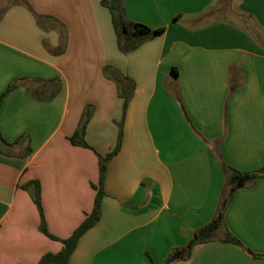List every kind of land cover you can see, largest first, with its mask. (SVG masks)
Returning a JSON list of instances; mask_svg holds the SVG:
<instances>
[{
    "label": "crops",
    "instance_id": "0c3cea01",
    "mask_svg": "<svg viewBox=\"0 0 264 264\" xmlns=\"http://www.w3.org/2000/svg\"><path fill=\"white\" fill-rule=\"evenodd\" d=\"M216 1L122 0L129 20L164 28L122 53L101 0H0V94L17 83L0 105V134L22 136L0 151V264L60 251L25 186L38 182L48 232L70 236L92 210L98 155L114 149L119 123L100 219L68 264H162L212 219L221 161L264 167V0H232L231 11ZM105 66L134 82L124 113ZM87 106L91 148L69 140ZM223 217L216 240L168 264H264V177L236 189ZM225 230L241 245L223 242Z\"/></svg>",
    "mask_w": 264,
    "mask_h": 264
},
{
    "label": "trees",
    "instance_id": "16d2710c",
    "mask_svg": "<svg viewBox=\"0 0 264 264\" xmlns=\"http://www.w3.org/2000/svg\"><path fill=\"white\" fill-rule=\"evenodd\" d=\"M101 4L107 7L111 14L112 25L116 34L118 49L122 53H128L136 49L142 42L151 39L156 34L163 31V27L151 29L148 26L133 22L129 20L126 15L122 5V0H101ZM30 8V7H29ZM31 9V8H30ZM36 21L41 23L43 16L33 12ZM213 13L211 10L202 14L199 17L198 21L203 20L206 16ZM104 75L109 77L116 83L118 96L123 99V113L127 107V104L132 96L134 89V82L129 77L121 74L117 69L111 66H105L103 68ZM176 76V73L174 72ZM16 81L10 82L6 89L0 94V105L3 99L8 95V93L16 87ZM236 86L231 85L229 87L230 93L235 91ZM32 96L33 94L29 89L27 90ZM56 92V91H55ZM50 93L46 99H51L54 96V93ZM92 110L90 106L84 108L82 115L80 117L78 126L74 133L69 137L70 142L73 145L91 148L84 140V132L86 125L90 119ZM119 133L117 137V143L114 149L107 153L104 156L98 155V182L93 187L96 190L93 207L90 213L86 214L83 221L73 230L70 236L67 238H57L50 234L47 230L42 208L40 204V193L39 185L37 181L32 182L31 184L25 186V188L30 192L31 198L36 205L39 213V230L47 237L58 240L62 243V248L57 253L47 252L43 254L37 264H68L69 258L73 250L75 249L79 238L92 226H94L100 219V204L104 196L103 183L105 178L106 164L109 159L114 156L121 143V123H119ZM22 136L18 137L13 143L6 142L0 134V151L5 153L4 147H10L13 144H16ZM219 146H216L218 149ZM221 168L224 176L226 177V186L222 189L220 198L218 200L214 215L212 219L205 225L201 226L193 232L187 243L183 247L173 248L169 254L166 256L162 264H168L173 260L177 259H186L190 255V251L195 244L213 241L217 239L218 232L224 226V211L228 203L230 202L236 189L245 187L247 185L254 184L258 179L264 177V167L248 172L238 171L224 162L221 161ZM223 242H230L234 244L241 245L239 240L232 236L228 230H225ZM250 252L249 250H247ZM251 253V252H250ZM254 255V254H253ZM256 256V255H255ZM154 264V263H151Z\"/></svg>",
    "mask_w": 264,
    "mask_h": 264
},
{
    "label": "rangeland",
    "instance_id": "374dc122",
    "mask_svg": "<svg viewBox=\"0 0 264 264\" xmlns=\"http://www.w3.org/2000/svg\"><path fill=\"white\" fill-rule=\"evenodd\" d=\"M218 7H221L223 9H229L231 11L233 8L232 0H218L214 4V8H218ZM218 16H220L219 13L215 14L214 18Z\"/></svg>",
    "mask_w": 264,
    "mask_h": 264
}]
</instances>
